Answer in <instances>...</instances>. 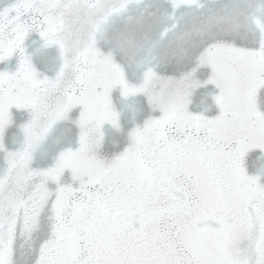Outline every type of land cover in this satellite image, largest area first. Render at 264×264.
Listing matches in <instances>:
<instances>
[{
  "label": "snow or ice",
  "instance_id": "6c2138e0",
  "mask_svg": "<svg viewBox=\"0 0 264 264\" xmlns=\"http://www.w3.org/2000/svg\"><path fill=\"white\" fill-rule=\"evenodd\" d=\"M0 264H264V0H0Z\"/></svg>",
  "mask_w": 264,
  "mask_h": 264
}]
</instances>
